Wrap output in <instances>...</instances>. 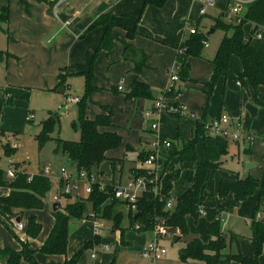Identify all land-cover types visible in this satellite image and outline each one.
<instances>
[{
	"label": "crops",
	"instance_id": "0c3cea01",
	"mask_svg": "<svg viewBox=\"0 0 264 264\" xmlns=\"http://www.w3.org/2000/svg\"><path fill=\"white\" fill-rule=\"evenodd\" d=\"M205 1L206 0H168L163 8L148 6L142 13L145 0H0V12L2 8L7 6L10 9L9 21L7 23L2 22L0 24V89L8 90L14 96V93L16 94L17 92H21L22 94H24L29 90L44 91L48 93L56 88L61 87L63 90L66 89V97L68 98V100L70 98H79L78 96L72 97V89L74 86L78 87L79 89L83 87V84L85 83V77L81 74L89 70L90 62L106 32L105 26L92 28L101 10L105 8V11L103 13L110 14L111 17L121 26L115 27L111 31V34L114 37V42L110 52L102 51L99 54V57L95 64L94 84L98 88L102 89L108 87L114 81H122L117 86V91L118 93H122L124 96H126V94L131 91V88L136 81H141L150 86L156 98V100H151V104H147L142 100H128L126 98V102L123 104V106L129 110V114L134 115L135 113H142V115H145L146 120L153 122L151 125V131L149 130L147 132L149 133V135H145L144 139L141 140L137 148H132L131 151L137 154V156H139L141 152L157 153L159 149H164L165 151L169 152L168 162L163 164L162 161L159 160V174L162 175L165 172L166 168L167 170H169V168H173V164L175 162L173 160L170 161V155L176 154L177 150L175 149L174 142L172 149H157L156 144L159 140H170L158 133L160 123L166 122V118L169 117V114L163 112H155L152 114L150 113L154 111V104L156 103L158 98L163 95V93L166 92L169 87V84L171 82V74L173 72V69L175 70L176 68L177 48L186 38L190 37L187 28L189 26H195L199 30V32L205 33L206 27H204L203 25L205 23L207 24V21L210 19L212 20V22L208 21V23H212L211 27L213 30L216 19L219 18L225 10L235 4H241L244 7L245 12L246 6L255 0H213L212 5L204 6L203 3ZM203 9L205 11L204 14L201 13ZM139 17L140 20L137 25L138 34L132 40H130L127 37L126 29L135 28L136 20ZM252 30L253 24L249 23L245 25V41L251 42L255 48L264 51V38H255ZM215 31L216 30L214 29V32ZM228 34L231 35L232 32H229ZM219 43L221 44V42H218V45ZM127 46H130V50L128 53L129 55L125 54ZM143 53L146 56V65L140 73H137L136 63L142 59ZM201 58H203V53ZM234 58L236 57L232 58L231 63H234V65L238 67V69H241V60L239 58L238 60H233ZM189 61L192 71L194 62L192 63V58H190ZM199 66V63H196V68H198ZM209 72L211 73V68ZM61 74L65 77V82L62 85H59V75ZM193 75L196 76V74ZM237 82L240 91L243 94L242 99H244L245 93H248L245 101V107L248 103L253 104L258 109V115L260 108L253 103V89L243 88L239 80ZM119 87H121L122 89H120ZM24 89H26V91ZM219 91L220 87L218 92ZM259 92L264 97V87H261L259 89ZM0 95V98L4 96L2 90H0ZM188 100L189 103L193 105L192 101L190 99ZM71 103L74 105L78 104L73 102ZM67 111L68 108L65 104L62 107L61 113H65ZM187 111L189 113L188 108ZM223 111V108H221L220 112L215 117H219L221 114H223ZM102 113L103 111L100 112V114ZM27 114L29 117V111ZM215 117L207 116L206 120H212ZM231 117L234 120L241 121V119H236L233 116ZM154 124H157V129L152 128ZM113 125L114 126L112 128H101L100 131L117 132L122 137V128L119 125L115 124L114 121ZM1 126L2 128L4 127L2 121ZM154 133L156 134V136H153ZM195 133L196 125L192 128L190 143L192 142ZM229 142L234 144L233 146L241 145V147H243L245 145H248L247 147L245 146V152L243 151L242 155L237 158V161L242 164L243 168L242 170L240 168H238L237 170V168L229 166L230 160L225 159V166H223L221 170L219 169L217 172L213 173L209 178L208 182H210L212 176H214L213 178L217 180L216 176L220 175V178H218V184H216V182L214 181V188L211 191H208L209 186H207L206 192L208 194L213 193V195L208 196L203 204L204 207H211L213 203H216L218 206L223 207L224 209L222 212V221L224 220V215L227 214L226 212L230 209L228 207V201H223L219 198V196L216 195L219 189L220 181L222 179L235 181L238 178H245L247 176H252L253 178H255L252 175V172L256 167V165L253 163L254 143L252 146H250L249 144H245L242 142ZM189 144L185 143L184 145ZM232 144H230L229 146V152H231L230 149ZM114 151L115 150L109 151L106 154L107 158L113 159L111 154ZM63 156L67 158L65 155ZM229 157H231V155H229ZM170 162H173V164L171 165V167H168L167 165ZM15 163L16 167L21 172H25L26 168L23 169L17 161H15ZM124 163L125 161H123V166L125 165ZM248 163H250L249 168L247 167ZM133 164L137 163L133 162ZM73 165L76 167L74 163ZM123 166L119 168L118 171V173L121 174L122 177V171L124 168ZM135 168H129V177L127 182L125 184L120 183L119 185H126L129 181L134 179L131 170ZM183 168L185 169L187 175V172L190 169L196 168V163L186 162L183 164ZM227 172H234V174L228 175ZM182 173L183 171L181 172V174ZM223 174L226 176L223 177ZM187 184L188 189L191 185L188 182ZM10 192V188L0 187V197H7ZM171 198L176 202L177 199L175 197L171 196ZM63 199L67 198L63 197L62 200ZM62 200L60 203L56 204L60 205L59 210L64 211L61 206ZM52 204L54 206L55 203L52 201ZM124 204L126 205L127 209L123 213V222L121 224L122 229L114 230V223L107 220L109 223L111 222L113 228H107L104 225L103 232L101 236H99L101 237L100 242L105 240L102 239L103 237L111 238L110 240H112L114 237H116V235L119 236L120 242L116 252L106 253L103 257L98 256L99 254L97 256L91 255L89 257L80 255L78 264H110L113 261H115V264H204L191 261L182 262L179 258L181 249H171L170 251L169 249H167L165 241L169 237L163 238L161 240L162 245L167 250L166 257L155 262H151L145 259L142 256V248L151 241L152 233L137 231L134 227H130L131 222L129 218L132 211L129 210V207L126 203ZM46 206L47 205L45 202L44 208H46ZM42 210L25 211L23 215L28 216V219L31 215H35L37 218V222L42 225V223L39 222V214ZM249 217L250 216H248L247 219ZM18 218L22 219L21 217ZM192 219L194 220L192 216H188L187 224H189ZM125 221H127V223L129 224L125 225ZM73 223L76 222H72V224ZM54 225L55 218L53 215V224L52 226H50V228H48L47 232L48 237L52 229L54 228ZM77 228L78 224L76 229ZM122 230H124L123 234ZM42 231L43 225L41 232ZM173 236L178 237L176 243L173 242ZM171 237L172 243L177 244L183 240L184 236L172 234ZM27 239V243L29 244V240H31V237L27 235ZM210 239L211 237L208 235L206 239H203L204 241H201H203L204 243H208ZM29 246L32 250H35L34 244H29ZM0 248H10L13 250L19 249L17 244L11 240L10 236L5 233L3 229H0ZM93 249L94 247L88 250ZM233 250H235V252L233 251V253L235 254L239 250L242 253L241 242H239V239L237 240L236 247ZM72 256V254L45 256L39 254L37 251L35 253V258L40 264H64L66 260L71 259ZM21 264H28V262L23 260Z\"/></svg>",
	"mask_w": 264,
	"mask_h": 264
},
{
	"label": "trees",
	"instance_id": "16d2710c",
	"mask_svg": "<svg viewBox=\"0 0 264 264\" xmlns=\"http://www.w3.org/2000/svg\"><path fill=\"white\" fill-rule=\"evenodd\" d=\"M23 1V0H22ZM168 0H145L142 13L148 6L163 8ZM228 10V9H227ZM225 10L219 18L216 19L213 28L221 29L226 35L217 50L215 58L212 60L214 71L211 79L207 82L208 95L212 91L219 79L228 74L233 69L231 60L237 57L241 60L242 68L236 69L237 77L243 88H252L254 91L253 103L259 108H264V97L259 89L264 87V51L255 48L251 42L245 41L244 27L247 24H253L252 33L255 34L261 28L264 29V0H255L246 6V11L240 18H234L231 21L225 19ZM102 11V10H101ZM9 7H4L0 12V24L9 21ZM141 13V14H142ZM140 17L136 20V27L126 29L128 39L132 40L137 34V25ZM226 20V21H225ZM105 26L106 32L90 62L89 70L81 75L85 77L86 90L83 99H80L79 106V125L81 130V140L78 142L65 141L62 139H53L59 119L57 115L50 114L46 121L42 123L41 132L36 136L40 148L48 141L55 140L57 143V153H62L68 160L76 165V171H96L106 161L112 162L113 177L108 180L107 189L100 191L99 186L93 187L92 193L85 200H79L74 204L66 206L64 211L58 210L53 213L55 225L52 229L46 243L41 251L48 255H67L69 243V227L72 222L89 219L87 210L94 211L98 218L112 221L114 230H121L123 222L122 213L114 214L113 208L116 204L123 203L114 197V175L117 169V162L107 158L109 151L118 149L122 144V137L117 132H101V128H112L114 110L112 107L103 106V113L95 119H90L86 114L87 99L90 95L99 90L94 85L95 64L102 51L110 52L114 37L111 31L115 27H120L110 14H99L92 28ZM198 27V26H197ZM232 32L231 35L228 33ZM208 41V36L204 32H199L186 38L177 48L176 70L179 80L183 83L191 81L190 77V58H201L204 50V42ZM130 46L126 47L125 54L129 55ZM142 59L136 63V72L140 73L146 65V56L143 53ZM59 85L65 82V77L59 75ZM179 81V82H180ZM3 91V97L0 98V117L3 115L4 108L13 105V97L7 101L5 95L8 90ZM29 92V91H28ZM181 93L178 84L170 91L163 93L166 97H177ZM30 93L25 98L28 100ZM128 100L135 98H144L156 100L151 88L146 83L136 81L129 93L126 94ZM173 116L181 117L173 114ZM207 112H204L203 119L196 122V133L189 145H184L183 149L176 153L178 162L196 163L195 169L187 172V182L191 185L186 192L177 198L172 209L166 208L167 201L171 198V192L174 184L179 180L182 168L173 169L170 172H164L158 181H155V175L149 174L145 169L135 168L131 170L134 178L145 176L150 182L147 183L146 190L137 201V212L130 213V227L140 225L141 232H151L158 222H165L173 234L188 236L190 230L187 224V217L192 216L197 222L205 212L208 221L207 233L211 237L208 243H204L199 238H191L186 242L185 247L180 250L179 258L182 262H200L204 264H260L259 257L264 250V221H255V216L259 212H264V185L258 179L252 176L238 178L235 181L222 179L219 184L217 196L223 201H228V207L234 209L247 201L251 196L258 193V205L255 213L252 215L254 221L251 223V241L255 252L254 258L245 257L240 250L236 254L227 252L229 248L228 235L222 230L223 207L213 203L211 207H204L203 204L208 197L206 194L210 176L217 172L218 160L228 154L229 141L220 137L208 135L204 129ZM6 131L0 128V151L11 157L15 155L17 149L12 148L10 143L5 144L4 138ZM204 140L205 162H198L196 155V146ZM264 138V133H263ZM132 148L129 147L128 151ZM248 152V151H247ZM250 153V150H249ZM151 155L150 152H142L138 157L142 163ZM1 160V157H0ZM121 161L120 164H122ZM153 181V182H152ZM0 187L11 189L7 197H0V217L10 222L12 219L22 218L25 211L42 210L45 206L44 199L52 189L51 181L41 173L35 174L29 181L27 172L18 173L16 179L7 181L3 170L0 168ZM158 187L159 195L156 196L152 189ZM42 230V225L37 222L35 215L28 219L27 235L31 238L37 237ZM124 230H122V234ZM237 240V236H230V243ZM101 237L96 236L94 241L85 242L84 249H91L100 244ZM21 250L16 251L10 248H0V264H21L23 260L28 264H40L35 258V250H32L28 243L21 241ZM80 253L76 254L64 264H78ZM110 264H115V261Z\"/></svg>",
	"mask_w": 264,
	"mask_h": 264
},
{
	"label": "rangeland",
	"instance_id": "374dc122",
	"mask_svg": "<svg viewBox=\"0 0 264 264\" xmlns=\"http://www.w3.org/2000/svg\"><path fill=\"white\" fill-rule=\"evenodd\" d=\"M104 11L105 8L100 12L102 17H104ZM208 21L212 22L210 19ZM208 21L207 24L205 23L203 25L206 27L205 34L208 36V46H204L203 58H192V63L194 62L192 71L190 70V77L192 80L185 83L180 81L178 83V88L181 89L179 96H169L167 97L169 99H166L167 103H179L181 105H185L189 109L190 114L180 118L177 116L168 115L169 117L166 118V122L160 123L158 130L159 132H157L174 142L175 149L178 153L182 150L185 143H190L192 128L196 125L197 121H201L203 119L204 112H207V116L215 117L220 112V109L223 108V113L228 115L230 114L236 119H241L243 126L252 134L256 135L253 146V163L256 165V167L253 169L252 175L259 179L262 184H264V108L260 107L259 114L256 117H251L250 114L245 110V101L248 93H245L244 99H242L243 94L240 91L237 82V73L235 71L238 69V67H236L234 63H232L233 69L230 70L226 76H223L219 79L212 91V94L208 95L207 82L211 79L214 71L212 60L217 49L219 48L220 43L218 45V42H221L225 36V32L221 29H217L214 33H210L212 30V23L210 24ZM189 29L190 26L187 28L188 33ZM236 59L238 60L237 57L233 60ZM196 63H199L200 65L198 68H196ZM210 68L211 73L209 72ZM173 72L177 73L176 68L175 70L173 69ZM193 74H196V76ZM121 82L122 81H114L108 87L93 92L87 99L86 105V114L92 119H95L100 114L103 106L113 107L115 112L113 121L122 128V144L111 154L113 160L117 162L116 165L118 169H116V173L114 175L115 188L120 183L125 184L127 182L130 167L135 168L137 166L136 168H147L144 164V166L141 164L142 162L139 161L137 154L132 151H128V148H137L141 140L144 139V136L149 135L147 132L149 130L151 131V125L153 123L146 120L145 115H142V113H135L134 115L129 114V110L123 106V104L126 102V96H124L122 93H118L117 91V86ZM219 87L220 91L218 92ZM24 90L26 91V89ZM85 90L86 82L80 89L74 86L72 89V97L78 96L80 99H83ZM9 93L10 96L14 98L13 105L6 106L4 108L3 115L0 117L4 124L3 128L6 131L4 143L11 144L14 141H17L19 143V148L17 149L15 155L11 157L7 156L3 150L0 151V168L3 170L4 175L8 167V160L10 158L17 161L23 169L26 168L25 172L27 171L28 174L31 175L41 173L43 171L42 169L47 167H50L56 171L66 167L70 173H75L76 167L73 165V163L65 158L62 153L56 152V139L72 142H78L81 140L79 106L78 104H72L68 100L66 97V89L63 90L61 87H59L48 93L44 91L33 90L24 94L17 92L16 94L14 93V96L11 94V92ZM28 93L31 95L27 100L25 96ZM188 99L192 101L193 105L189 103ZM131 100H142L147 104H151L152 102L151 100L144 98H135ZM65 104L67 105L68 111L61 113L62 107ZM28 111L30 117L29 119H27ZM50 114L57 115L59 119V124L55 132L52 134V137L55 140L48 141L42 148H40L36 140V136L41 132L42 123L47 120ZM0 128L3 129L1 124ZM153 136H156V134L154 133ZM230 144L232 143L229 142L228 144V154L222 156L218 160V169L221 170L223 166H225L224 160L228 159L230 160V162L227 160L230 163L229 166L237 168V170L238 168L242 170V164L237 161V158L242 155L243 151L245 152L248 145H245L246 147L243 146L245 147L243 148L241 145L233 146L234 144H232L230 149L231 152H229ZM196 152L198 161L204 162L205 147L203 139H200L198 142L196 146ZM229 155H231V157H229ZM157 157L162 161L163 164H165L169 160V152L165 151L164 149H159L157 151ZM171 160L177 163L176 165L175 163L173 164V162L168 163L167 166L171 167L173 164V168H169V170L166 168V172L180 168H182L183 171L179 180L174 184V188L171 193V196L177 199L186 191L188 184L186 171L181 163L178 162V155L171 154L170 161ZM121 161H125L124 166L123 163L120 164ZM133 162H136L137 164H133ZM122 166L124 167L122 171L123 177L118 173L119 168ZM159 171L160 170L158 169V172ZM227 174L233 175L234 172H227ZM222 176L225 177L226 175L223 174ZM213 177L214 176H212L210 182H208V191H211L214 188V181L216 184H218V178H220V175L216 176L217 180ZM5 178L7 181H9L6 175ZM58 190V182H53L52 189L48 192L46 198L44 199L47 206L39 214V222L43 225V231L37 237L31 238V240H29V244H34L35 250L39 254L45 256L48 254L42 252L41 247H43V245L46 243L48 238V228H50V226L53 224L54 212L52 210V198L58 194ZM83 194L84 189L81 187V189L75 191L73 195L68 196L67 199H63L61 203L62 209L65 210L67 205L74 204L79 200L87 199L88 197H84ZM206 194L207 196L213 195V193L208 194L207 192ZM257 205L258 194L253 195L252 198L250 197V199H248L246 202H243L240 206L234 209L229 208L230 210L224 215V220L222 221V230L228 235L229 248L227 249V252L235 254L233 253V251L235 252L233 249L236 247V242L239 239V242H241V251L243 255L249 258L255 257L253 244L250 240L251 225H249L247 222V217L250 216L251 218V216L255 213ZM126 209L127 208L124 203H119L115 205L113 212L114 214L122 212L123 215ZM0 219L4 222L3 223L0 220V229H3V231L10 236L11 240L17 244L19 249L15 250H20L21 241H25L26 243L28 241L26 235L28 216L22 215L21 223L24 225L23 230L16 229L15 223L13 222L10 224V222H7L5 219L1 217ZM95 222V219L76 221L78 228L72 233H69V243L67 249L68 255L72 254L75 256L76 254L80 253V255H84V257H89L91 255L97 256L99 254L98 256L103 257L106 253L116 252L120 242V237L117 235L112 240H110L111 238L103 237L102 239L105 240L100 242V244L94 247L93 250L84 249V243L88 241H94L96 237ZM99 222L103 223L107 228H113L111 222L109 223L107 220L99 219ZM124 223L125 225L129 224L127 221ZM188 226L190 228V234L188 236H184L180 243H172V237L166 239L165 244L169 251L171 249H182L185 247L186 242L191 238H199L200 240L207 238V221L205 215H201L197 222L192 219ZM232 234L237 236V240H233V242L230 243V236ZM259 263L264 264V250L262 255L259 257ZM232 264L238 263L233 262Z\"/></svg>",
	"mask_w": 264,
	"mask_h": 264
},
{
	"label": "built area",
	"instance_id": "2783aa9c",
	"mask_svg": "<svg viewBox=\"0 0 264 264\" xmlns=\"http://www.w3.org/2000/svg\"><path fill=\"white\" fill-rule=\"evenodd\" d=\"M213 4V0H206L203 5L209 6ZM202 14L205 13L204 9L201 12ZM244 14V7L241 4H235L228 8L226 11V17L225 19L228 21L233 20L234 18H240ZM196 33H199V30L195 26H191L189 29V35H194ZM255 38L263 39L264 38V29H260L254 34ZM204 46H208V41H205ZM177 71V70H176ZM171 82L169 84V87L166 91H170L175 85L179 83V76L177 73L172 72L171 74ZM122 89L121 87H119ZM10 93L5 95V100L10 99ZM166 99H169L165 97L164 95H161L156 103L154 104V111L151 112H163L167 113L169 115H180L186 116L189 115L187 108L185 106L179 105V104H171L167 103ZM70 102L73 103H79V98H70ZM30 117H28L29 119ZM1 124V119H0ZM153 129H157V124H154L152 126ZM204 129L208 135H211L213 137H220L223 139H226L227 141L232 142H243L248 143L250 146L253 145L256 135L252 134L248 129H246L241 121L234 120L230 115L228 114H221L219 117H216L212 120H208L204 123ZM11 147L17 149L19 147V143L17 141H14L11 143ZM157 149L159 148H165V149H172L173 148V142L171 140H159L156 144ZM143 164L147 167L144 168L147 170L149 174L155 175V181H158L161 177V175L158 172V169L160 167L159 165V159L157 157L156 152H151V155L146 159ZM142 164V165H143ZM143 165V166H144ZM21 171L16 167V163L14 160L9 159L8 160V167L5 171V175L8 178L9 181H13L16 179L18 173ZM41 174L48 178L51 183L58 182L59 192L57 195H55L52 198V201L56 203H60L63 197H68L70 195H73L75 191L81 189L83 187L84 189V197H88L92 191L93 187L98 185L100 191H105L107 189V183L108 179L98 174L96 171L88 172L85 170L82 171H76L75 173H70L67 168L63 167L60 170L56 171L53 170L50 167H47L43 169ZM34 175L29 174V181L32 180ZM150 182L149 179L145 176H141L138 178H134L131 181H129L126 185H118L115 188L114 191V197L126 203L129 207V210L134 213L137 212V201L139 200L140 196L143 194V192L146 190L147 183ZM153 182V181H152ZM154 194L156 196L159 195V189L158 187H154L152 189ZM175 205V201L170 198L166 203V208L172 209ZM202 214L205 215V212L201 210ZM89 219H95V235L101 236L104 228V224L99 222V218L95 215L93 211L89 210ZM254 217H249L247 219V222L251 224L254 220ZM255 221H264V212H259L255 216ZM15 223V228L18 230H23L24 225L21 222H17V219H12L10 221L11 223ZM135 230L140 231V225H135ZM152 233V239L151 241L145 245L142 248V256L147 259L148 261L155 262L157 260L163 259L167 256V250L162 245L161 240L166 237H171L173 234L172 231L168 226H166L165 222L160 221L155 226L154 230L151 231Z\"/></svg>",
	"mask_w": 264,
	"mask_h": 264
},
{
	"label": "water",
	"instance_id": "95a60500",
	"mask_svg": "<svg viewBox=\"0 0 264 264\" xmlns=\"http://www.w3.org/2000/svg\"><path fill=\"white\" fill-rule=\"evenodd\" d=\"M213 32H214V29L211 31V33H213ZM245 109L250 113V115L252 117H256L257 116L258 109L253 104L248 103L246 105ZM111 165H112L111 161H106L105 163H103L101 165V167L99 169V173L101 175H105L108 180H111L112 177H113V171H112ZM249 166H250V163L247 164L248 168H249ZM59 209H60V205L59 204H54V206H53L54 212L58 211ZM86 213H89V210H87ZM17 222H21V219L18 218ZM76 227H77L76 223L71 224L70 227H69V233H72L76 229ZM177 240H178V237L177 236H173V242L176 243Z\"/></svg>",
	"mask_w": 264,
	"mask_h": 264
}]
</instances>
